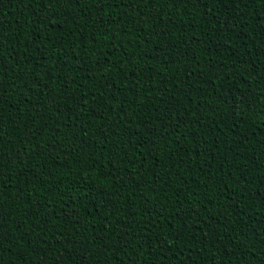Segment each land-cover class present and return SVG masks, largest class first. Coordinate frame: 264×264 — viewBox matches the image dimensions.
Instances as JSON below:
<instances>
[{"label": "trees", "instance_id": "trees-1", "mask_svg": "<svg viewBox=\"0 0 264 264\" xmlns=\"http://www.w3.org/2000/svg\"><path fill=\"white\" fill-rule=\"evenodd\" d=\"M264 264V0H0V264Z\"/></svg>", "mask_w": 264, "mask_h": 264}, {"label": "snow or ice", "instance_id": "snow-or-ice-1", "mask_svg": "<svg viewBox=\"0 0 264 264\" xmlns=\"http://www.w3.org/2000/svg\"><path fill=\"white\" fill-rule=\"evenodd\" d=\"M133 264H135V262H133Z\"/></svg>", "mask_w": 264, "mask_h": 264}]
</instances>
